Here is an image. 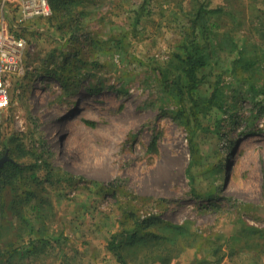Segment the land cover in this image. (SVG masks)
Listing matches in <instances>:
<instances>
[{"label": "rangeland", "instance_id": "rangeland-1", "mask_svg": "<svg viewBox=\"0 0 264 264\" xmlns=\"http://www.w3.org/2000/svg\"><path fill=\"white\" fill-rule=\"evenodd\" d=\"M17 1L5 2L12 25ZM73 1L74 33L50 0L49 16L16 28L26 69L0 110V150L26 152L18 195L30 196L23 218L1 211L0 264H118L107 245L131 226L129 212L201 232L206 248L187 247L170 264H264L260 240L245 231L264 228V0ZM202 4L222 10L204 19L218 29L197 93L216 86L223 107L194 126L162 75L179 74L173 51ZM247 148L252 160L233 181Z\"/></svg>", "mask_w": 264, "mask_h": 264}, {"label": "trees", "instance_id": "trees-1", "mask_svg": "<svg viewBox=\"0 0 264 264\" xmlns=\"http://www.w3.org/2000/svg\"><path fill=\"white\" fill-rule=\"evenodd\" d=\"M73 2V0H50L54 15L62 19V26L68 30V33H74L76 31L71 27L73 18L70 19L71 21L68 24L69 20L66 17L71 15ZM221 10V6L208 7L202 4L197 7L194 13L189 16L186 28L187 32L181 37L182 40L179 41L177 48L173 51L172 57L175 60V68L179 74L175 77H170L169 73L165 72L162 75V80L165 82L167 90L173 91V94L177 96V105H179L177 112L179 115H184L185 122L192 121L194 126L198 124L199 115L203 111L214 105H218V108L223 107L216 86L208 97L201 98L197 93V89L201 83V77L198 75L199 70L208 64L210 57V52L206 51V45L214 40L209 35L218 29V23L214 21L208 24L204 19ZM260 25L261 28H259L258 32L263 46L261 51L264 54V20L260 22ZM199 34L209 41L206 43L201 42L198 36ZM249 64H253V61H249ZM169 82L171 83L172 89H169L170 87L167 85ZM259 92L264 94V88H260ZM186 101L190 103L189 114L184 113L186 112ZM186 124L189 125V123ZM195 128L197 127H193L192 129L195 130ZM251 132L249 131L246 134H253ZM190 142H192L191 136ZM6 150L9 153L7 155L11 161H6L0 166L2 217L4 218V215H13L21 219L23 218L24 203H28L30 193H27V197L25 196L24 198L18 195V180L20 179V174H23L25 169L30 168L24 167V163L17 161L18 158H23L26 154V152H22L23 149L20 146L13 148L6 145L5 149L0 150V157L7 153L5 152ZM241 175H243V172H241ZM6 186L8 188L7 191L1 193ZM218 194V192L212 193L209 200L218 196ZM130 218L132 220L131 226L113 233L108 241V249L113 252L118 264H128L130 260L135 262L134 264H170L171 260L178 257L183 249L187 247L195 246L197 248H206L207 246V244H201L204 240H201V232L198 233V229L189 230L182 224L177 225L164 222L156 214L141 216L135 212L125 213V221H128ZM2 228L5 229L6 226L4 224L1 225L0 222V234ZM245 229L249 239L260 240V245L262 244L261 248L264 249V228L246 226ZM166 230H168L167 233L163 232ZM17 237L20 238V233H18ZM221 247L222 245L220 243L213 242L209 246V248L215 251L220 250ZM128 253L135 254V256L129 259ZM250 258L246 257L241 263L247 259V263L250 262V264L257 262L256 259L250 260Z\"/></svg>", "mask_w": 264, "mask_h": 264}, {"label": "built area", "instance_id": "built-area-1", "mask_svg": "<svg viewBox=\"0 0 264 264\" xmlns=\"http://www.w3.org/2000/svg\"><path fill=\"white\" fill-rule=\"evenodd\" d=\"M14 0H1L0 3V110L9 106L11 102L10 86L14 78L25 73L26 41L17 33V27L37 16L47 17L51 14L48 0H20L14 5L18 8L14 25L5 13V2ZM34 84L37 81H34ZM2 201L0 196V222ZM1 243V234H0Z\"/></svg>", "mask_w": 264, "mask_h": 264}, {"label": "bare ground", "instance_id": "bare-ground-1", "mask_svg": "<svg viewBox=\"0 0 264 264\" xmlns=\"http://www.w3.org/2000/svg\"><path fill=\"white\" fill-rule=\"evenodd\" d=\"M42 75V74H41ZM37 78V77H36ZM44 80V79H43ZM36 83H39L40 84V81H37ZM71 119L68 120V123H70ZM69 127V126H68ZM65 128L66 131L69 129V128ZM62 128V127H61ZM62 130V129H61ZM64 133V132H63ZM246 152L242 155L243 157L239 158L240 160H238V166H237V169L235 171V175H234V178H232L233 181H239L242 177L241 175V171H243V169L245 168V166L252 160V157H253V154L251 152V149L250 148H247L245 150Z\"/></svg>", "mask_w": 264, "mask_h": 264}, {"label": "water", "instance_id": "water-1", "mask_svg": "<svg viewBox=\"0 0 264 264\" xmlns=\"http://www.w3.org/2000/svg\"><path fill=\"white\" fill-rule=\"evenodd\" d=\"M243 157V156H242ZM6 161H11V159L9 158V156L5 153L3 156L0 157V166H2ZM238 160L235 161L233 168L236 167Z\"/></svg>", "mask_w": 264, "mask_h": 264}]
</instances>
